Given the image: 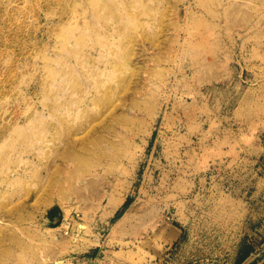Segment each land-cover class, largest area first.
<instances>
[{
    "label": "rangeland",
    "instance_id": "rangeland-1",
    "mask_svg": "<svg viewBox=\"0 0 264 264\" xmlns=\"http://www.w3.org/2000/svg\"><path fill=\"white\" fill-rule=\"evenodd\" d=\"M59 263L264 264V0H0V264Z\"/></svg>",
    "mask_w": 264,
    "mask_h": 264
},
{
    "label": "bare ground",
    "instance_id": "bare-ground-1",
    "mask_svg": "<svg viewBox=\"0 0 264 264\" xmlns=\"http://www.w3.org/2000/svg\"><path fill=\"white\" fill-rule=\"evenodd\" d=\"M75 150L74 148H70L68 150H66L65 155L62 157L64 160L66 161H70L73 156H75ZM81 158H83V156H81ZM79 157V159H81ZM60 171V169L58 168L54 173L50 172V170H46V181L44 186L42 187V194L43 195H48V197L52 196V191L54 190V187L57 186L56 180H55V174H58ZM61 264V263H59Z\"/></svg>",
    "mask_w": 264,
    "mask_h": 264
},
{
    "label": "built area",
    "instance_id": "built-area-1",
    "mask_svg": "<svg viewBox=\"0 0 264 264\" xmlns=\"http://www.w3.org/2000/svg\"><path fill=\"white\" fill-rule=\"evenodd\" d=\"M69 224V223H68ZM70 225V224H69ZM66 230H69V228L68 229H66ZM68 233V231H65V234H67Z\"/></svg>",
    "mask_w": 264,
    "mask_h": 264
}]
</instances>
